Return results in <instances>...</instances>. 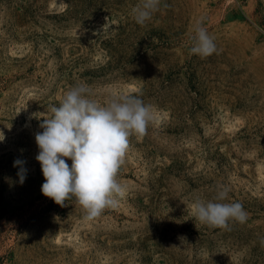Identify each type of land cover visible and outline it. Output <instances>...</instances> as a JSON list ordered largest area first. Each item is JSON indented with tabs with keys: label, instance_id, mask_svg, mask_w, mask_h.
I'll return each instance as SVG.
<instances>
[{
	"label": "rangeland",
	"instance_id": "rangeland-1",
	"mask_svg": "<svg viewBox=\"0 0 264 264\" xmlns=\"http://www.w3.org/2000/svg\"><path fill=\"white\" fill-rule=\"evenodd\" d=\"M137 3L0 0V264H264V0H161L143 27ZM197 20L218 55L190 52ZM78 83L101 104L137 95L155 115L129 138L126 196L93 220L42 194V118H30ZM218 184L248 213L230 230L192 215Z\"/></svg>",
	"mask_w": 264,
	"mask_h": 264
},
{
	"label": "clouds",
	"instance_id": "clouds-1",
	"mask_svg": "<svg viewBox=\"0 0 264 264\" xmlns=\"http://www.w3.org/2000/svg\"><path fill=\"white\" fill-rule=\"evenodd\" d=\"M160 7L161 0H139L130 14L143 27ZM194 32L190 38L192 54L201 59L219 54L214 37L202 20L196 21ZM91 97V88L78 83L65 93L59 106H49L47 118L41 113H32L30 117L42 118L39 124L42 131L35 134L39 149L35 159L44 177L42 194L61 207L74 200L84 210L85 220L98 218L105 209L119 207L127 186L117 177L125 163L129 138H143L155 121L152 106L137 95L121 93L110 96L103 104ZM3 140L2 135L0 141ZM65 158L72 161L70 167ZM24 163L17 159L13 165L20 166L17 173L20 184L26 179ZM230 190L228 185L218 184L211 199L197 197L192 204L195 221L222 230H230L232 222L245 223L248 213L242 203L227 202ZM260 244L264 246V238Z\"/></svg>",
	"mask_w": 264,
	"mask_h": 264
}]
</instances>
